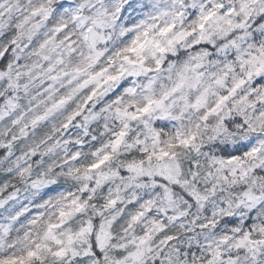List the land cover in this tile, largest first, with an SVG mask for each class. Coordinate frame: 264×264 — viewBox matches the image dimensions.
<instances>
[{"label": "snow or ice", "instance_id": "1", "mask_svg": "<svg viewBox=\"0 0 264 264\" xmlns=\"http://www.w3.org/2000/svg\"><path fill=\"white\" fill-rule=\"evenodd\" d=\"M0 264H264V0H0Z\"/></svg>", "mask_w": 264, "mask_h": 264}]
</instances>
